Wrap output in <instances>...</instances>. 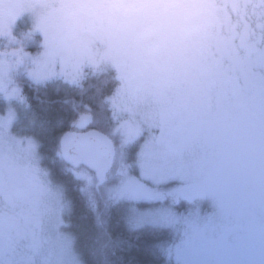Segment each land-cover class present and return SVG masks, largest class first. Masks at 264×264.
I'll list each match as a JSON object with an SVG mask.
<instances>
[{"label":"flooded vegetation","instance_id":"flooded-vegetation-1","mask_svg":"<svg viewBox=\"0 0 264 264\" xmlns=\"http://www.w3.org/2000/svg\"><path fill=\"white\" fill-rule=\"evenodd\" d=\"M92 18V36L117 52L112 65L124 63L129 86L153 71L147 77L153 83L134 95L139 105L138 98L151 99L156 119L137 134L136 155L141 146L156 150L151 159L175 174L167 182L178 184L171 193H204L196 220L211 215V223L224 222L203 240L211 261L225 255L223 264H264V0H0V51L14 52L17 62L8 70L46 68L44 58L54 56L51 48L71 25L89 34ZM19 78L13 87L33 84ZM7 105L11 111L0 108V264H56L55 247L63 243L55 232L62 226L49 185L57 161L43 154L36 122L23 118L15 102ZM77 120L62 136L94 131L80 130ZM29 147H37L36 163L26 161ZM189 170L203 178L177 180ZM224 173L235 194L258 189L262 196L231 202L236 196L222 182ZM209 200L236 208L227 212Z\"/></svg>","mask_w":264,"mask_h":264},{"label":"rangeland","instance_id":"rangeland-1","mask_svg":"<svg viewBox=\"0 0 264 264\" xmlns=\"http://www.w3.org/2000/svg\"><path fill=\"white\" fill-rule=\"evenodd\" d=\"M91 20L92 21H89L86 25L88 29H91L89 34L84 33V27L79 30L75 25H71L72 27L66 36L67 38H64L62 43L51 48L54 56L49 57L48 53L44 58L45 61L43 62L47 64V67L44 69L42 68L40 71L29 70L26 73L23 71L13 72L12 69H8L11 68L9 65L12 64L15 66L17 63L12 58L14 56H6L4 57L5 59L0 60V90L2 91V93H0V102H2V100L5 102H15L21 109L22 107L25 108V103H23L24 101L21 97L23 95L19 93L18 87L12 86L14 80L18 77L25 78L28 82H33L35 86H37L39 81H42L44 84L50 79H61L66 81L67 84L79 83L80 85L85 77L113 71L115 75L114 78H116L118 82L111 88L110 92H113L112 94L109 93V95L106 96V94H104L106 91L103 92V88L109 85L107 80H102L101 83L96 82L95 84L97 85L90 84L88 86H82L81 93H85L84 101L89 102L87 105L92 106L97 102V104H99L97 107L99 108L101 107V100L99 99L103 98L105 95L109 108L112 106L115 120L119 122L116 129V140H112L109 134H105L109 136L113 142L115 141L114 144L119 141L120 148H124V150L125 147L129 148V146H132L131 149L135 153L139 151V148H137L138 143L135 141L137 134L146 128L145 125L150 124V120L156 122L154 115L155 110L153 109L154 107L152 106L151 99L145 97L138 98L142 105H139L138 102L134 100V95H138V88L144 87L145 83L146 85L148 84V86L153 83L149 82L147 78L153 74V71H150L148 74H143V78H140L139 75L138 83L129 86V82L125 79L126 77H129L128 79H130V77L132 78L131 74L128 75V73L124 71V63L112 65L117 56V52L110 51L109 43L104 38L95 35L94 37L92 36L96 26L93 23L94 18ZM42 21L43 19L41 18L36 20V26L39 27ZM99 29H102L101 25ZM57 30V28L52 27V31ZM71 45L75 46L71 48ZM46 50L49 51L47 47L45 48V52ZM117 50L119 51V49ZM28 56L36 58L33 57L32 54ZM8 59H12V61ZM135 68L136 67H133V69ZM96 94L97 98L95 97V99L94 95ZM3 107L11 111L8 105H4ZM86 110H82L81 113H85L83 111ZM97 116H100V114ZM15 145L17 146L19 143H15ZM31 145L34 147L33 144ZM36 149L37 147L30 148V152L26 154V161L36 163V160H39L33 155ZM128 151L131 152V150ZM155 152V149L141 146L138 155L135 153L132 163L137 171L136 182H134V180L133 182H125L122 185L121 194L119 185L113 186L112 188L108 186L110 177L107 179L105 185L101 187L100 192L104 194L103 196L110 195L119 197L120 201H124L121 197L129 202L131 201L126 214V220L132 230L152 228L164 231L165 234L158 243V252L162 258L161 264H223L225 255H221L215 261H211L210 256L204 252L203 247V240H210L223 228V220L220 223H211V215H207L206 218H204L206 222H198L196 218H201L203 214V212L199 210L206 207V203L201 202L198 198L203 197L204 193H198L190 198H186L183 193H171L173 190L168 189L177 187L178 184L167 185L169 184L167 182L171 176L175 174L172 171H164L165 169L161 168L162 163H158V161L151 159L152 154ZM58 163H56V165ZM23 164L26 165L27 163L23 162ZM220 166L224 167L225 163H219L218 167ZM220 169L221 168H218V171H220ZM66 170L71 172L68 168H66L65 171ZM72 171H74L78 177L87 178L88 181L83 182L84 188L95 189L97 185L95 171L86 168V166H80L78 169L72 168ZM190 173L191 171L189 170L178 174L179 179L177 180H193L194 177ZM209 176L212 175L210 174ZM129 177L132 176L130 175ZM195 178L199 180V178L203 177H199L198 175ZM230 180V174L224 173L222 182L225 183L227 188H231V193L236 196L231 202H244L246 200L245 197L259 198L262 196V192L258 189H253L246 194L240 192L235 194L232 190L234 185L227 184ZM181 190L185 191V188H181ZM49 193L52 203L54 204V213L60 218L59 225L62 226L61 232L63 235L62 238H60L61 232H57L56 230L55 233H58L56 235L58 245L61 246L63 243V248L55 247L54 257L56 264H84L83 259L75 248V237L68 231L69 225H67V217L71 210L68 189L62 182L54 181L49 185ZM168 196L172 197H169V200L165 202V198L167 199ZM213 203H216L218 209H225L227 212L236 208L230 206V203H227L225 200H209L207 202V204ZM188 215H191V217L188 218Z\"/></svg>","mask_w":264,"mask_h":264},{"label":"trees","instance_id":"trees-1","mask_svg":"<svg viewBox=\"0 0 264 264\" xmlns=\"http://www.w3.org/2000/svg\"><path fill=\"white\" fill-rule=\"evenodd\" d=\"M114 76L113 71L98 73L85 77L80 85L60 83L59 79H53L54 82L42 86L32 83L20 84L18 90L23 95L21 97L25 108H19V111L23 118L36 122L35 133L44 145L41 147L43 154L57 161L56 163L59 162L53 168L54 177L68 189L71 201V210L67 217L68 231L75 237V248L84 264H161L158 243L164 236V231L152 228L132 230L126 220L131 201L125 200L121 195L125 202L120 201L119 197L103 196L100 189L105 184L98 185V181L95 189L84 188L83 182L88 181L87 178L76 176L72 168L62 160L58 148V141L67 130L65 128L70 127V123H74L84 114L81 113L82 110L86 109L87 112H83L92 115L94 119L92 129L107 133L112 140L115 139L119 122L115 120L112 106L109 108L105 95L99 99V108L97 102L92 106L87 105L89 102L84 101L85 93H81L82 86L107 80L109 85L103 88V92L106 91V96L112 94L110 90L117 83ZM19 80L27 81L25 78ZM95 97L97 98V94ZM0 104V108L7 106V102L3 100ZM98 111L100 116H97ZM118 142L115 144L117 156L107 179L110 177V188L119 185L121 194L125 182H136L137 171L132 163L136 152L132 151V146L125 147V150L120 148ZM66 168L71 172L65 171ZM130 175L132 177H129ZM169 197L172 196L165 198V202Z\"/></svg>","mask_w":264,"mask_h":264},{"label":"water","instance_id":"water-1","mask_svg":"<svg viewBox=\"0 0 264 264\" xmlns=\"http://www.w3.org/2000/svg\"><path fill=\"white\" fill-rule=\"evenodd\" d=\"M15 56L13 52L0 51V57ZM93 123L89 114L81 115L77 127L84 130ZM61 154L64 161L73 168L86 166L96 172L98 185H104L116 158L113 141L100 131L86 133L69 132L61 140Z\"/></svg>","mask_w":264,"mask_h":264}]
</instances>
